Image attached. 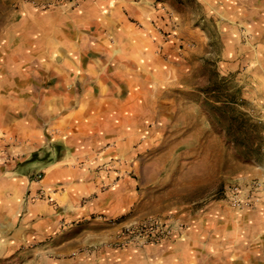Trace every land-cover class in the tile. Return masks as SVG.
Wrapping results in <instances>:
<instances>
[{
	"label": "rangeland",
	"instance_id": "1",
	"mask_svg": "<svg viewBox=\"0 0 264 264\" xmlns=\"http://www.w3.org/2000/svg\"><path fill=\"white\" fill-rule=\"evenodd\" d=\"M85 1L97 0H0V121L18 125L0 139L5 149L42 146L36 159L63 154L102 180L92 195L128 193L130 209L68 218L50 242L3 248L0 264H98L101 250L172 264L169 246L186 240L201 264H264V205L236 211L224 198L227 185L264 177V72L222 70L233 41L220 37L214 7L236 1L131 0L157 18L146 24L126 9L129 29L104 39L92 23L65 25ZM153 48L165 62L175 53L174 70L148 57ZM44 176L32 178L41 186ZM78 239L86 244L68 254L53 248Z\"/></svg>",
	"mask_w": 264,
	"mask_h": 264
},
{
	"label": "crops",
	"instance_id": "2",
	"mask_svg": "<svg viewBox=\"0 0 264 264\" xmlns=\"http://www.w3.org/2000/svg\"><path fill=\"white\" fill-rule=\"evenodd\" d=\"M47 1V0H46ZM51 1V0H48ZM114 1V3L111 2ZM152 1V0H148ZM234 4H220L215 8V14L220 20V37L227 41H233V47L229 42L223 51L224 62L222 70L237 72H264V0H235ZM109 4V5H108ZM107 5L109 6L107 8ZM209 9L211 8L208 5ZM65 7V11L68 13ZM103 9H108L105 15ZM130 10L134 16L142 22L156 19V13L148 4H135L131 0H97L81 2L71 13L63 17L65 25L69 29L77 31L88 24L95 26L98 39L105 38V31L113 26H121L122 29L129 27L124 20V10ZM64 10V9H63ZM62 12H65L63 11ZM66 13V14H67ZM159 21V20H156ZM161 22V21H160ZM244 27L248 36L239 32V27ZM225 27L227 32L222 31ZM149 30V29H148ZM104 31V32H102ZM102 32V33H101ZM78 34V32H77ZM121 34H125L124 31ZM144 42L153 46L150 37L145 33L139 36ZM139 38V40H140ZM248 39L246 44L241 39ZM45 39V38H44ZM156 48L149 54L157 64L173 69L170 54L167 62L161 59L162 55L156 53ZM173 54V55H172ZM125 55V54H123ZM177 56V55H176ZM124 59V58H123ZM174 70V69H173ZM242 77V76H241ZM243 78V77H242ZM178 81H173L176 86ZM177 85L176 87H178ZM187 88L189 85L186 86ZM15 120H18L16 117ZM18 126V125H17ZM17 126L3 127L0 121V136L4 133L12 136L18 130ZM5 141V143H4ZM6 139H0V251L3 248L14 250L19 247H29L35 241L48 240L52 234L61 233L62 225L68 218H86L94 214H103L106 217L124 215L131 204V195L124 193L114 195V191H108L102 195H92L98 192L102 180L97 175L83 172L79 169L67 166L69 158L59 156L51 161L32 158L40 145L33 147L31 144L20 145L11 142V146L5 149ZM54 145H48V150ZM4 150H6V153ZM5 152V155L3 154ZM39 172L45 174L42 185L33 180V176ZM41 189V193L39 190ZM91 194V195H90ZM88 201V202H85ZM95 224H103L95 222ZM115 230V229H112ZM98 242V241H97ZM82 239L76 241H62L53 248L59 249L60 253L68 254L73 247L85 245ZM194 244L189 241H176L169 246L170 262L172 264H201L200 257L194 253ZM51 247V246H50ZM68 250V251H67ZM120 252L98 251L92 257L98 264H136L139 259H130V256ZM155 263L163 260V252H158ZM84 260L83 257L81 261ZM141 263L148 264L146 258H140ZM136 262V263H135Z\"/></svg>",
	"mask_w": 264,
	"mask_h": 264
},
{
	"label": "built area",
	"instance_id": "3",
	"mask_svg": "<svg viewBox=\"0 0 264 264\" xmlns=\"http://www.w3.org/2000/svg\"><path fill=\"white\" fill-rule=\"evenodd\" d=\"M35 178L39 180L40 175ZM224 198L228 206L236 211L256 209L264 205V177L227 185Z\"/></svg>",
	"mask_w": 264,
	"mask_h": 264
}]
</instances>
